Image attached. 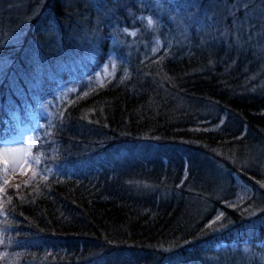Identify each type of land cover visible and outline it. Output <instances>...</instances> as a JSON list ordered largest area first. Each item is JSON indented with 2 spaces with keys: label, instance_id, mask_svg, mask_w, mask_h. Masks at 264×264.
Masks as SVG:
<instances>
[{
  "label": "trees",
  "instance_id": "1",
  "mask_svg": "<svg viewBox=\"0 0 264 264\" xmlns=\"http://www.w3.org/2000/svg\"><path fill=\"white\" fill-rule=\"evenodd\" d=\"M112 58L29 118L0 264H264V0H0V133Z\"/></svg>",
  "mask_w": 264,
  "mask_h": 264
},
{
  "label": "rangeland",
  "instance_id": "2",
  "mask_svg": "<svg viewBox=\"0 0 264 264\" xmlns=\"http://www.w3.org/2000/svg\"><path fill=\"white\" fill-rule=\"evenodd\" d=\"M137 29L130 30V33H136ZM160 46L157 41L150 46L151 53H155ZM116 68L115 59L107 60L90 78L81 80V83L70 84L63 90L57 91L53 97L47 99L46 103L34 105L29 109L26 108L24 114L14 112L12 120L6 122V128L0 133V179L14 182L21 181L29 170L30 149L33 144V135L30 128L29 118L35 119L39 112H44L52 107L61 105L65 100L69 99L73 93L83 94L87 91L103 85L109 81ZM220 119V117H219ZM223 120V119H222ZM222 120L213 121L212 119L202 120L200 123L202 128H216ZM26 157V158H25ZM13 161H17L15 167ZM7 162V171L5 166ZM2 187V184L0 183ZM232 186L234 194L232 197L224 201L226 205L231 207L240 204L249 194L250 187L238 176L233 175ZM96 264H102L101 258L95 260Z\"/></svg>",
  "mask_w": 264,
  "mask_h": 264
},
{
  "label": "snow or ice",
  "instance_id": "3",
  "mask_svg": "<svg viewBox=\"0 0 264 264\" xmlns=\"http://www.w3.org/2000/svg\"><path fill=\"white\" fill-rule=\"evenodd\" d=\"M148 23L149 25H152L153 21L151 20V18L148 19ZM26 158V157H25ZM17 161H13V166L15 167ZM36 163H39V159L37 158L35 160ZM7 171V162H6V166H5V172ZM5 183H7V181H5ZM217 219H219V217H217Z\"/></svg>",
  "mask_w": 264,
  "mask_h": 264
}]
</instances>
